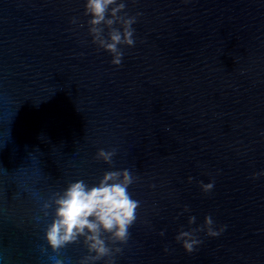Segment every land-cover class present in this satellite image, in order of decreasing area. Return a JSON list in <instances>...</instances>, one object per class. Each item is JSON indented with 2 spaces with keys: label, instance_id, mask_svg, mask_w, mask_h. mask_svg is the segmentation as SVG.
<instances>
[{
  "label": "water",
  "instance_id": "obj_1",
  "mask_svg": "<svg viewBox=\"0 0 264 264\" xmlns=\"http://www.w3.org/2000/svg\"><path fill=\"white\" fill-rule=\"evenodd\" d=\"M87 3L0 0V264H264V0H115L96 33ZM125 170L128 241L53 250L55 200Z\"/></svg>",
  "mask_w": 264,
  "mask_h": 264
},
{
  "label": "clouds",
  "instance_id": "obj_2",
  "mask_svg": "<svg viewBox=\"0 0 264 264\" xmlns=\"http://www.w3.org/2000/svg\"><path fill=\"white\" fill-rule=\"evenodd\" d=\"M115 3V0H88L87 12L92 15L93 19L90 23L94 26L91 31L98 32L95 25H99L105 20V13L109 5ZM125 7L120 4L112 10V15ZM135 22V18H130L125 21V28L122 36L119 31H113L111 35L112 43L106 44L108 51L114 53L112 63L121 65L123 53L117 49V45L121 42L133 46V31L131 25ZM107 23L112 25L113 20H108ZM104 44V41H101ZM114 152H106L101 149L98 156L102 157L106 162H111V157ZM123 180H120V172H108L98 187L88 186L81 180L71 183L63 195L55 200L56 219L51 223L47 230V240L53 250H58L69 243L77 240L79 236H86V243L89 251L95 252L94 257H89L93 260L101 259L105 256L112 255L111 250L105 245V241L101 238V228L112 233L114 241L126 243L129 239V228L135 223L136 209L139 207V202L132 199L128 193V186L133 182L129 172L125 170ZM112 181V183H109ZM214 187L213 184L204 185L205 191H210ZM45 208L49 205L45 204ZM195 218H192L194 222ZM207 225L211 226L213 220L211 216L205 218ZM224 226L220 231H215L209 227V235L219 236L225 230ZM91 233L88 235L86 233ZM163 235V233H161ZM187 232H181L177 236V240L189 237ZM199 241L195 239H184V247L189 253L195 250L194 246ZM121 248H117L116 252H121ZM167 251V249H166ZM86 258V259H89ZM114 264V262H113Z\"/></svg>",
  "mask_w": 264,
  "mask_h": 264
}]
</instances>
